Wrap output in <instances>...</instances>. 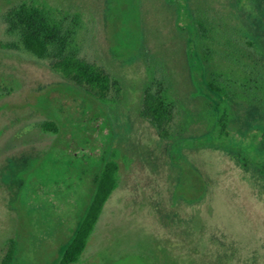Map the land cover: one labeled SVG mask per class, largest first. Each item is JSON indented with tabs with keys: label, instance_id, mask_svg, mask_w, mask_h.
I'll use <instances>...</instances> for the list:
<instances>
[{
	"label": "rangeland",
	"instance_id": "374dc122",
	"mask_svg": "<svg viewBox=\"0 0 264 264\" xmlns=\"http://www.w3.org/2000/svg\"><path fill=\"white\" fill-rule=\"evenodd\" d=\"M184 1L193 38L168 0H0V264L12 248L10 264L59 263L103 157L118 163L119 188L75 264H264V0ZM25 2L67 26L81 18L75 49L108 91L86 93L7 32ZM132 12L139 45L122 53ZM152 79L177 106L164 132L141 114Z\"/></svg>",
	"mask_w": 264,
	"mask_h": 264
},
{
	"label": "trees",
	"instance_id": "16d2710c",
	"mask_svg": "<svg viewBox=\"0 0 264 264\" xmlns=\"http://www.w3.org/2000/svg\"><path fill=\"white\" fill-rule=\"evenodd\" d=\"M170 4L177 6L185 18L177 22L180 31H186L190 37H195L198 31L191 23L192 15L184 0H168ZM130 13V21L124 22L117 32V41L122 42V53L132 54L139 45V27ZM73 25L67 26L66 20L56 21L46 7H38L33 3H22L12 9L6 16L7 32L17 35L24 49L38 60H49L56 71L63 73L78 86L87 87L86 93L106 92L109 89L110 78L101 68L89 63L82 56V49L76 46L77 29L80 27L81 18L74 16ZM190 25L189 30H184L185 24ZM194 46L189 47L191 64L197 58ZM117 53V52H116ZM121 53V52H118ZM117 53V54H118ZM201 70V62L198 61ZM209 88H213L208 82ZM49 96V93H46ZM45 95V94H43ZM91 95V94H90ZM46 96V97H48ZM176 102L171 97V89L166 80L152 79L144 91L142 104V117L156 130L164 132L174 119ZM218 119L215 134L223 139L230 136L228 125L232 119L229 107L221 102L218 107ZM55 123L47 122L43 128L45 131L56 132ZM240 148V147H239ZM238 148V149H239ZM241 150V148H240ZM243 152V151H242ZM182 167L189 169L187 164ZM261 168H264L262 165ZM190 171V169H189ZM119 166L112 159H101V167L92 178V189L87 196V205L82 218L67 237L63 248L64 253L58 264H75L83 256L89 240L95 232L103 210L112 194L119 188ZM19 251L12 250L7 256L5 264H10L13 258L18 257ZM16 262V261H15Z\"/></svg>",
	"mask_w": 264,
	"mask_h": 264
}]
</instances>
